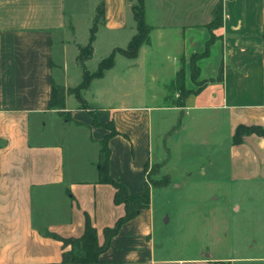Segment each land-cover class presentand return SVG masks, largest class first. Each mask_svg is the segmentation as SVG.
Returning <instances> with one entry per match:
<instances>
[{"label": "crops", "instance_id": "obj_1", "mask_svg": "<svg viewBox=\"0 0 264 264\" xmlns=\"http://www.w3.org/2000/svg\"><path fill=\"white\" fill-rule=\"evenodd\" d=\"M80 1L0 0V264H64L71 245L48 232L78 237L89 216L103 243L105 228L125 215V205L114 201L116 188L100 181L102 142L111 130L96 126L90 109L117 131L108 141L110 175L130 193H144L148 167L156 163L164 162L162 173L172 176L167 185L151 186L150 207L122 225L101 264H264V210L231 198L213 212L210 227L200 223L196 236L184 223L191 207L179 211L174 228L169 198L155 202L167 188L190 181L191 169L176 160L197 150L193 157L204 160L199 176L212 186L264 190V136L247 134L233 143L240 124L264 126V0H145L151 43L136 58L116 54L113 67L84 89L88 106L70 102L71 94L58 109L54 84L73 87L84 77L77 61L84 45L75 35ZM220 1L222 23L211 31ZM99 2L88 20H95ZM134 2L105 0L95 41L100 32L128 29V45L137 31ZM212 33L194 81L192 56L206 50ZM117 47L124 48L114 43L112 51ZM182 66L186 89L202 87L183 106L164 103L168 89L180 93ZM112 87L113 101L101 93ZM204 237L205 243L197 241Z\"/></svg>", "mask_w": 264, "mask_h": 264}, {"label": "trees", "instance_id": "obj_2", "mask_svg": "<svg viewBox=\"0 0 264 264\" xmlns=\"http://www.w3.org/2000/svg\"><path fill=\"white\" fill-rule=\"evenodd\" d=\"M131 10L134 16V19L136 21V27L137 31L130 39L128 45L126 47H117L113 49V51L110 53L109 56L103 58L99 65L97 70L90 72L89 70H84V78L82 83L74 90L75 93H77V97L80 98L79 91L81 89H86L89 87L91 81L95 78L103 77L105 72L113 67L116 54L120 53L128 58H136L139 54V50L143 44H150L151 43V31L153 29V26L148 22L147 20V13H146V4L145 0H136L131 5ZM222 17H223V1H220L216 7L213 10V20L211 23H209L207 26L211 31L215 27H218L222 23ZM105 20V0H100L98 6H97V13L94 20V24L91 27V34L89 38V42L85 47L80 48L81 54L85 52L86 50L89 51L88 58H91L93 56L94 52V46L93 42L96 39V33L98 30V26L101 21ZM215 40V35L212 33L211 38L208 40L206 45V50L203 53H196L192 56V78L194 81H197L198 75H199V67L197 66V61L200 57H204L209 54L210 46ZM80 54V58L82 57ZM78 57V59H80ZM221 72L218 79H222ZM203 82H198L199 88L197 90H188L185 87V70L182 66L176 76V86H178V89L180 91L181 98L179 100H175L172 103H176L178 106H183L184 99L187 95L198 92L202 87ZM60 87L54 84L53 87V100H52V106L55 107V104L57 103V107L60 109L66 108L65 103V97L64 95H61L57 100L55 99V93L60 90H58ZM73 89H71L72 91ZM82 101V99H81ZM83 103V101H82ZM84 104V103H83ZM90 113L94 117V123L96 126H103L110 128L111 132L106 134L105 138L102 142V149H101V158H100V181L105 183H110L116 188L114 201L116 204L123 203L126 208V213L124 216L120 217L114 226L106 227L104 230V242L100 243L98 238V231L96 227L93 225L91 218L89 216L86 217V224L85 229L82 235L78 237H62L56 233L48 232V235L51 237H54L58 240L63 241L64 246L71 245V248L69 250L64 251L63 253V263L64 264H101L100 255L105 252L111 243L112 238L118 234L120 231L122 225L126 223L127 221L133 219L136 217L142 209L149 208L151 203V186L148 183L146 186V189L144 193L142 194H132L127 188V185L124 182L115 180L110 175V168H109V159H110V147L108 144L109 138L116 134L117 131L113 127V124L111 122H101L96 116V113L94 110L90 109ZM67 118H70L67 116ZM256 133L260 136H264V126L259 125H245L240 124L235 131V134L233 136V143L239 144L242 143L243 138L247 134ZM168 182L162 185H167Z\"/></svg>", "mask_w": 264, "mask_h": 264}, {"label": "rangeland", "instance_id": "obj_3", "mask_svg": "<svg viewBox=\"0 0 264 264\" xmlns=\"http://www.w3.org/2000/svg\"><path fill=\"white\" fill-rule=\"evenodd\" d=\"M94 1L93 0H87V1L81 0L80 4L78 5V8H80V15H78V19H77L78 26L76 28L75 35H76L77 41L84 45V46H80V48L85 47L89 42V38L91 34V27L94 24V20L92 19L90 21L88 19L91 13H93L95 9ZM128 33H129L128 29L125 30V33L122 31V33L115 34V35L114 34L112 35L110 33L100 32L98 34L97 40L93 42V46L96 50L93 60L89 61L90 58H88L89 56L88 50L83 52V54L79 52L78 57L80 58V54L82 57L80 59L77 58V61H78V64H80L83 67V72L85 69L89 70L90 72L97 70L99 61L110 55L112 51V48H111L112 44L119 43V45L126 47L127 40L130 38L128 37ZM154 38L156 40L157 35H155ZM70 68L72 69V67ZM83 78L84 77L81 74L77 76V78H75L74 81H81ZM111 80L112 82L116 81V79L114 78H112ZM144 80L145 82H148V75H147V78L146 77L144 78ZM80 84L75 85L73 87L72 86L67 87V86H63L60 84H56L58 87H60L58 89L60 91L59 92L57 91L55 93V99L57 100L59 97H61V95H64L65 103H66L67 96L73 94L72 96L73 98H71L70 102H73V103L80 102V105L84 107L88 106V104L86 103V101L84 100L82 96L84 89H81L79 91L80 98L82 99L84 104L82 103L81 99L77 97L76 95L77 93L74 92V90ZM71 89L73 90L71 91ZM93 89L97 91L96 96H98L101 99L102 96L99 95L100 93L98 92V88L93 87ZM88 92L86 94L87 97L89 95ZM101 93H105L104 95L105 99L107 98L112 99V96L114 94V88L112 87L109 93H106L105 90H103ZM180 98H181L180 93L178 92V95H176L175 91H173V89L170 88L168 89V97H166L164 103H171L174 100H179ZM57 106L58 105L56 103L55 107L58 108ZM62 113L65 114V112H62ZM188 153H184L182 157L177 159L176 164L178 165L179 163L180 164L183 163L187 168L191 169L189 170L191 172L190 181L187 182L186 185H183L179 188H175L171 190H168L167 188L165 192H161L159 196L155 197V202L157 205L161 203L164 199L167 200L169 198L168 208L171 214L173 215V221L171 222L170 227L176 228L179 226V222L177 218H179L178 217L179 211L182 210L184 206L191 207V211H192L191 216L187 218L185 217L184 223L192 230V232H194L195 230L196 236H198V234H200L201 232L199 230L200 223H201V228H203L204 226L210 227V224H212L213 223L212 221L214 220L215 214H213V212L215 213V211L217 210V214H218L221 209V205L225 206L226 200H230L231 198H239L244 204L246 203V206H248L249 209L254 208V210H264V190H257V189L256 190H236V189L232 190L228 188L227 190H224L222 189L224 184L219 183V182H216V184H218L217 186H212L209 181H206L205 179H202L199 176L201 173V165L203 163L202 161L204 160H200V157L198 156L193 157L194 154L198 155L199 153L198 150L193 152V155L191 152L190 153L191 157L188 156ZM163 166H164V162H160V163H156L148 167V171H149L148 182L150 186L161 187L158 185L165 184L166 182H168V180L170 182V179L172 176H170L169 173L168 174L162 173ZM175 169L177 170V168ZM179 169H183V167H178V170ZM213 174H214V171L212 172V175ZM177 176L178 178H175V179L181 180L182 175H180L179 172ZM209 176L210 175H208L206 178H208ZM185 179H188V178H185ZM215 197H218L216 206L215 205L212 206L210 202L215 201ZM181 220H183V218ZM180 225L182 224L180 223ZM229 225L230 223L228 224V226ZM174 231H177V230H174ZM206 239L207 238L205 237L201 239L198 238L197 241L201 243H205ZM228 241H229L228 239H225L224 244L228 245Z\"/></svg>", "mask_w": 264, "mask_h": 264}]
</instances>
